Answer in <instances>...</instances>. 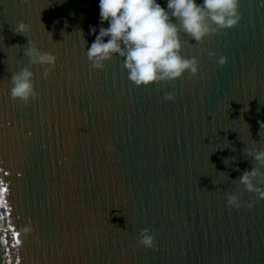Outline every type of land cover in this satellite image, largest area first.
<instances>
[{"label":"water","instance_id":"water-1","mask_svg":"<svg viewBox=\"0 0 264 264\" xmlns=\"http://www.w3.org/2000/svg\"><path fill=\"white\" fill-rule=\"evenodd\" d=\"M99 3L0 0V264H264V199L236 180L255 164L244 148L264 150V0H240L239 23L201 43L181 33L196 76L140 87L118 55L102 71L87 58ZM20 21L57 57L47 79ZM24 67L27 105L10 95ZM145 228L155 248L137 243Z\"/></svg>","mask_w":264,"mask_h":264},{"label":"clouds","instance_id":"clouds-1","mask_svg":"<svg viewBox=\"0 0 264 264\" xmlns=\"http://www.w3.org/2000/svg\"><path fill=\"white\" fill-rule=\"evenodd\" d=\"M260 6L264 7V3ZM99 9L101 27L98 35L96 28L91 27L95 41L87 48V58L93 69L102 71L106 62L118 55L123 58L129 81L137 87L171 82L182 78L185 72L196 76L199 61L196 57L181 55V33L201 43L208 36L235 27L241 20L240 0H202V3L197 0H167L166 8L157 0H100ZM105 22L108 27H103ZM12 30L14 34L27 38L24 55L29 58L30 65L46 66L43 77L47 79L55 69L56 55L41 51L34 41L28 39L26 32L30 26L25 22L20 21ZM105 38H108L107 42ZM209 56L215 58L216 53L209 52ZM218 63L223 66L227 57L221 55ZM10 83L13 100L27 105L30 100L37 99L39 93L29 67L12 73ZM164 96L168 101L176 99L172 93L165 92ZM262 132L264 122H260L258 132L264 139ZM243 151L244 159L254 157L255 164L236 180L246 191L264 199V171L260 170L264 168V150L244 148ZM226 204L237 210L243 206L237 194H227ZM247 206L254 207L255 201ZM137 243L144 248H155V236L145 228L140 232Z\"/></svg>","mask_w":264,"mask_h":264},{"label":"snow or ice","instance_id":"snow-or-ice-1","mask_svg":"<svg viewBox=\"0 0 264 264\" xmlns=\"http://www.w3.org/2000/svg\"><path fill=\"white\" fill-rule=\"evenodd\" d=\"M19 241H17V243H18Z\"/></svg>","mask_w":264,"mask_h":264}]
</instances>
